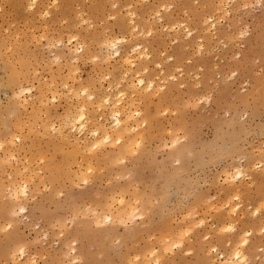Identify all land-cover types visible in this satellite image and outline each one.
Here are the masks:
<instances>
[{
    "label": "rangeland",
    "instance_id": "rangeland-1",
    "mask_svg": "<svg viewBox=\"0 0 264 264\" xmlns=\"http://www.w3.org/2000/svg\"><path fill=\"white\" fill-rule=\"evenodd\" d=\"M26 260L264 264V0H0V264Z\"/></svg>",
    "mask_w": 264,
    "mask_h": 264
},
{
    "label": "bare ground",
    "instance_id": "bare-ground-1",
    "mask_svg": "<svg viewBox=\"0 0 264 264\" xmlns=\"http://www.w3.org/2000/svg\"><path fill=\"white\" fill-rule=\"evenodd\" d=\"M119 41H120V39L111 40V38H110L109 40H107L105 42L104 46L115 48L114 51L118 52V47L116 46V43L119 42ZM130 59L131 58L129 56H127V55H125L124 58H123L124 61H130ZM144 84H145V80L143 78L140 77V78L137 79V85H140V86L142 85L143 86ZM146 85H147V86H145L146 88L150 87L152 85V82L149 81V82L146 83ZM82 94H87V96L89 98H92V95L90 93H87L86 89H82ZM120 95H122V93H120ZM119 98H120V96H119ZM100 101L101 100H99L97 103H99ZM102 101H104L103 103L110 104V95L107 94ZM111 103L114 106L113 109L111 110V114L113 116V121H112V123H113L112 126L113 127H111L112 130L104 131L103 135H101V138H100L101 140H100V139H98V136H100L99 135V130H98L99 127L93 128V130H91V131L93 132V134H95V136H97V138L94 139V141L91 143L90 146L98 147L102 142H110V141H112L113 134H115V138L114 139H116V140L119 139L120 140L121 139V135L120 134H121L122 130H126L127 129V125L125 123V120L128 118V115H125V116L122 117V109L116 106L117 104H119V99H117V101L115 99V101H112ZM80 104H81V106L79 105L80 106L79 111L76 114H74V112H73V115L71 114V117L68 116L69 118L67 120H65L66 122H68L70 124V126L73 125V129H74V127L76 128V125L78 124L76 130H79V131L83 130L84 128H86L85 126H86V124L88 122V119H87V116H86V112H85V109H86L85 105L82 104V103H80ZM100 104H102V102L99 103V106H101ZM69 124H68V126H69ZM66 125H67V123H66ZM70 130H71V128H70ZM90 148H93V147H90ZM22 190H23V188H22ZM13 191L15 193L18 190H17V188H15ZM24 192L25 191L23 190L22 193H24ZM249 233H250L249 231L246 232V237L242 238L241 245H246L247 244V242H248L247 234H249ZM243 255H244V253H242L241 249H238V250L234 251L232 253V256L229 257V258L231 260H243L244 259ZM21 264H35V262H33L31 260H26V261H24Z\"/></svg>",
    "mask_w": 264,
    "mask_h": 264
}]
</instances>
